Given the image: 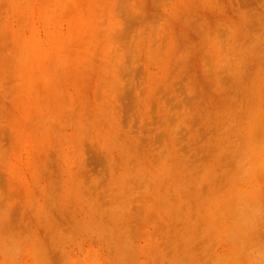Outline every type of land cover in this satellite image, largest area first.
<instances>
[{"label": "rangeland", "instance_id": "rangeland-1", "mask_svg": "<svg viewBox=\"0 0 264 264\" xmlns=\"http://www.w3.org/2000/svg\"><path fill=\"white\" fill-rule=\"evenodd\" d=\"M0 264H264V0H0Z\"/></svg>", "mask_w": 264, "mask_h": 264}]
</instances>
